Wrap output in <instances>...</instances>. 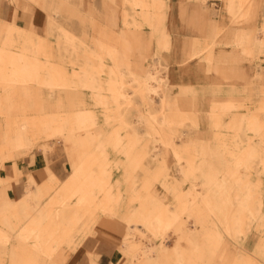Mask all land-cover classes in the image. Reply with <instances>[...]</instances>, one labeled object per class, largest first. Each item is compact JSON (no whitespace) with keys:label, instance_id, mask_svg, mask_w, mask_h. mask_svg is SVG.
Instances as JSON below:
<instances>
[{"label":"bare ground","instance_id":"obj_1","mask_svg":"<svg viewBox=\"0 0 264 264\" xmlns=\"http://www.w3.org/2000/svg\"><path fill=\"white\" fill-rule=\"evenodd\" d=\"M9 1L44 19L0 17V264H100L97 243L113 241L111 264H264V74L232 90L172 82L166 0H125L118 32L80 0ZM225 2L235 21L255 14L257 0ZM225 32L190 57L227 78ZM59 150L65 179L50 166ZM36 151L42 180L29 174L22 197H7Z\"/></svg>","mask_w":264,"mask_h":264},{"label":"crops","instance_id":"obj_2","mask_svg":"<svg viewBox=\"0 0 264 264\" xmlns=\"http://www.w3.org/2000/svg\"><path fill=\"white\" fill-rule=\"evenodd\" d=\"M225 1L166 0L167 16L165 24L173 42L171 50L163 51L161 56L170 66V79L175 84L196 85L198 87L206 86L204 88L212 89L214 87H209V84L222 82L224 84L222 86L223 89L232 90L246 85L250 73H253V77L257 73L264 74V63L250 64L248 61L249 53L252 50L257 53V56L264 58V0H257L255 14L250 19L244 17L236 21L233 20L226 9ZM80 2L81 9L85 12L95 8L98 12L102 13V16L112 18L116 32L122 29L124 10L127 9L131 12L132 9L131 5L126 3L125 0H80ZM15 6L16 3L14 2L0 0V17H14L16 22L23 26H30L32 23L44 19V15L40 11L26 12L23 8H18L16 13H14V10L17 8ZM65 15L68 17V12ZM130 19L131 17H129ZM216 26H223L227 29V32L218 38L223 44L216 49L218 55L224 54V56L229 58L219 65L220 67H224L222 69L225 71L227 78L222 77L215 67L209 70L208 63L203 59V55L190 57L197 48L196 43L199 42L200 48H203L206 45L205 43L213 39V36L216 34ZM229 28H231L230 31H228ZM151 33V29L146 27L145 34L151 42L149 56L157 58V55H155L157 51L156 39L151 38ZM234 56H238L240 61L233 62L232 57ZM148 62L146 61V66ZM235 73L238 75H235ZM175 89L177 90L176 92L179 91V87H175ZM205 96L209 100L216 98L211 97V94H205ZM217 98L221 97L218 96ZM18 165L22 169L23 179L19 183L8 186L5 191L6 196L12 199H20L22 197L24 184L29 174H34L39 181L42 180L41 174L47 165V160L44 155H29L19 159ZM50 166L61 179H65L66 175L68 176L70 172V166L68 168L64 162L56 157L52 160ZM1 174L7 176L8 171L4 168L1 170ZM170 244H173V241ZM106 248H110L111 250L106 251ZM95 249L100 255V264L118 262L122 256L120 246L115 241L110 246H101L98 242ZM77 257L76 261L74 260L72 264L87 263L83 256Z\"/></svg>","mask_w":264,"mask_h":264},{"label":"rangeland","instance_id":"obj_3","mask_svg":"<svg viewBox=\"0 0 264 264\" xmlns=\"http://www.w3.org/2000/svg\"><path fill=\"white\" fill-rule=\"evenodd\" d=\"M21 4H25V5H30V4H32V2H30L29 0H22V2H21ZM67 10V9H66ZM66 12H68V11H66ZM3 20H6V19H3ZM150 57V56H149ZM234 57H238V56H234ZM234 57H232V58H234ZM147 61H149L148 62V64H147V66H148V68H151L152 66H153V64L155 63V61H156V57H154V56H151ZM257 64V63H256ZM262 64V63H261ZM162 69L160 70V73H162V74H165V73H168V71L166 72V70H165V68H163V67H161ZM236 75H238L237 73H235ZM252 76V77H251ZM255 77V78H254ZM254 77H253V73L251 74H249V80H248V82H247V84L249 83V81L250 82H252V81H257L259 78L258 77H256V74L254 75ZM221 84L222 85H224L222 82H221ZM246 84V85H247ZM210 85V84H209ZM246 85H242V86H246ZM175 87H179V86H175ZM175 87L173 88V92H176L177 90L175 89ZM208 91H211V89H208ZM211 97H216V98H214V99H217V97L218 96H211ZM213 100V99H212ZM62 151V152H61ZM36 154H40V155H43L40 151H36L34 154H31L32 156L33 155H36ZM63 156V157H62ZM56 158H58V159H60L62 162H64L67 166H68V168H69V166H70V168H71V164H70V162H69V158H68V156H67V154H66V152H64V150H59V152L57 153V155H56ZM121 264H126L125 262H122Z\"/></svg>","mask_w":264,"mask_h":264}]
</instances>
